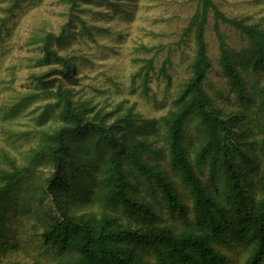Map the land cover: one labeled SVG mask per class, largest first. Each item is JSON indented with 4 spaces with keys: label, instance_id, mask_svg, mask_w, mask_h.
<instances>
[{
    "label": "trees",
    "instance_id": "obj_1",
    "mask_svg": "<svg viewBox=\"0 0 264 264\" xmlns=\"http://www.w3.org/2000/svg\"><path fill=\"white\" fill-rule=\"evenodd\" d=\"M3 1L9 15L22 2ZM81 1L95 0H61L67 21L58 34L35 29L30 35L42 59L61 67L58 77L37 78L39 92L12 106L19 111L35 97L53 99L38 108L28 164L5 155L9 166H0V255L26 245L20 229H27L51 252L47 264H226L219 248L247 252L244 264H264V24L228 15L214 0H194L179 39L191 46L190 76L172 110L145 118L122 102L109 109L77 96L79 58L59 50L66 28L82 21ZM210 25L234 94L230 107L208 91ZM221 25L245 45L231 47ZM153 72L152 57L132 75L133 83L141 78L143 94ZM160 72L169 77L164 66ZM40 165L49 170L35 174ZM144 183L149 190H141ZM149 191L185 221L184 229L163 224Z\"/></svg>",
    "mask_w": 264,
    "mask_h": 264
},
{
    "label": "rangeland",
    "instance_id": "obj_2",
    "mask_svg": "<svg viewBox=\"0 0 264 264\" xmlns=\"http://www.w3.org/2000/svg\"><path fill=\"white\" fill-rule=\"evenodd\" d=\"M118 1H81L78 14L82 21L66 28L68 39L59 55L79 58L76 66L79 67L81 85L79 89L75 87L78 97H91L99 104H111L109 109L122 102L124 107L133 106L145 118L166 115L174 108L175 96L190 76L191 46L180 44L179 39L194 11L195 1ZM214 1L228 15L249 17L253 22L264 24V0ZM5 7L6 3L0 0V166L8 167L5 155L18 165L28 164L30 150L36 143L34 130L38 128L35 118L40 112L38 108L53 99L35 97L28 107L19 111L12 106L25 94L39 92L43 85L37 78L43 76L51 80L58 77L61 67L60 63L42 59L39 45L30 41L31 32L45 29L58 34L67 21V6L61 0H22L10 15ZM221 31L231 47L241 49L245 45L236 30L221 25ZM208 44L214 61L208 75V91L219 105L233 106L236 104L234 94L218 64V47L211 25ZM152 57L154 72L151 73L150 91L143 94L141 78L134 77L133 83L132 75L141 67L143 59ZM162 66L168 72V78L161 75ZM191 129L190 134H195L193 125ZM15 131L28 132V135L25 139H14L11 135ZM36 170L35 174H40L49 168L40 165ZM146 186L142 184L141 190H149ZM147 197L155 203L163 224L173 225L178 231L184 229L185 221L166 211L158 193L153 197L149 191ZM185 204L191 207L187 200ZM19 216L28 220L25 214ZM191 217L190 213L187 218ZM20 233L26 245L18 251L0 255V264H47L52 258L51 252H46L45 246L31 231L20 229ZM219 250L226 255V264H244L248 255L239 249Z\"/></svg>",
    "mask_w": 264,
    "mask_h": 264
}]
</instances>
